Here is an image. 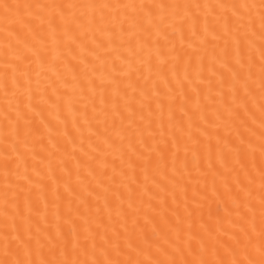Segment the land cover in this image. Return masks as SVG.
I'll return each instance as SVG.
<instances>
[{
    "label": "snow or ice",
    "instance_id": "obj_1",
    "mask_svg": "<svg viewBox=\"0 0 264 264\" xmlns=\"http://www.w3.org/2000/svg\"><path fill=\"white\" fill-rule=\"evenodd\" d=\"M0 264H264V0H0Z\"/></svg>",
    "mask_w": 264,
    "mask_h": 264
}]
</instances>
